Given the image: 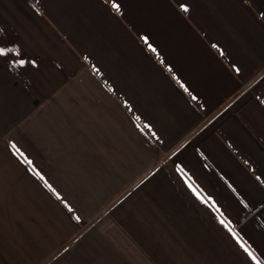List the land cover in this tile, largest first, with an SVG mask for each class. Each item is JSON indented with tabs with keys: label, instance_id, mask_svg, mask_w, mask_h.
Wrapping results in <instances>:
<instances>
[{
	"label": "crops",
	"instance_id": "crops-1",
	"mask_svg": "<svg viewBox=\"0 0 264 264\" xmlns=\"http://www.w3.org/2000/svg\"><path fill=\"white\" fill-rule=\"evenodd\" d=\"M117 3L0 0V264L264 258V0Z\"/></svg>",
	"mask_w": 264,
	"mask_h": 264
},
{
	"label": "snow or ice",
	"instance_id": "snow-or-ice-1",
	"mask_svg": "<svg viewBox=\"0 0 264 264\" xmlns=\"http://www.w3.org/2000/svg\"><path fill=\"white\" fill-rule=\"evenodd\" d=\"M111 2V6L113 9H115L117 12L120 11L121 9V5L119 3H117V0H110ZM179 7L183 10V11H187L188 10V5L186 3H181L179 5ZM142 39L145 41V43H147V47L151 52L157 53V49L156 47L149 43V38L147 36H142ZM213 47H217V45H213ZM9 52H16L17 54H19L20 50L19 48L13 46L11 48L4 46L3 44H0V57H5L7 56V54ZM163 62V61H161ZM12 63H18L20 65H24L26 63V61L24 59H19V60H13ZM33 64H35V61H32ZM233 67H235V65H233ZM166 68L171 71V65H166ZM237 71H239V69H237ZM173 77L176 78L175 73H173ZM178 79V78H177ZM180 87L184 88L185 91H188V88L186 85L183 84V82H180ZM195 99V97H193ZM13 147H15L13 145ZM25 163H31V161L27 160L25 158ZM32 171L36 172V175L40 176L41 179H44V177L42 176V174L39 171H36L35 169H30ZM177 171L181 172L182 174L184 173V170L182 167L177 166ZM46 186H48L53 192H55V189L52 188L51 185L47 184V181H45ZM229 187H232L231 184H229ZM189 188L192 190L193 194L196 195V197L204 204L208 205L209 207L213 208L217 213H219L218 219L221 225L224 226V228L227 229V231L231 234V237L234 239V241L236 242L237 245H239V247L241 249H243V252L247 254V259L251 262V264H264V258H262L261 254L257 252L256 248L253 247L252 243H249V241L247 239H245V237L238 231H236L234 229V227H232V221L230 219H228L227 216L224 215V213L221 211L219 205L216 203V201L213 199L212 196H205L201 193V191H198L196 187H193V185L191 183H189ZM233 191L235 192V188H233ZM55 194L57 195V197H59V193L55 192ZM237 196H239V193H237ZM240 203L244 204L245 207L248 206L247 202L243 199L240 200ZM65 206L68 207V210L71 212L72 208L70 205L67 204V202L65 201ZM77 219H79V217H77ZM259 247V246H258ZM262 251H264V249H262Z\"/></svg>",
	"mask_w": 264,
	"mask_h": 264
}]
</instances>
